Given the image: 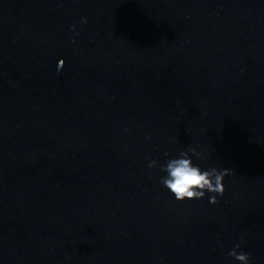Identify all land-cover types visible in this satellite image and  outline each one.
Here are the masks:
<instances>
[{
  "label": "water",
  "instance_id": "water-1",
  "mask_svg": "<svg viewBox=\"0 0 264 264\" xmlns=\"http://www.w3.org/2000/svg\"><path fill=\"white\" fill-rule=\"evenodd\" d=\"M189 145L235 172L215 205L159 183ZM241 237L264 264V0H0V264H239Z\"/></svg>",
  "mask_w": 264,
  "mask_h": 264
},
{
  "label": "clouds",
  "instance_id": "clouds-1",
  "mask_svg": "<svg viewBox=\"0 0 264 264\" xmlns=\"http://www.w3.org/2000/svg\"><path fill=\"white\" fill-rule=\"evenodd\" d=\"M82 23H87V19L83 18ZM72 31L75 35H79L72 26ZM64 61L61 60L58 65V71L63 66ZM175 142V138H173ZM193 157L201 161H207L209 155L203 151H198L196 147L189 145L187 150H181L177 156L169 158L159 170L166 175L159 179V183L163 185L175 197L176 201L183 202L186 200L203 199L206 194L209 203L217 204L218 197H222L226 191L224 179L226 176L233 175V169H219L217 167H209L202 169L199 164L193 162ZM157 160H150L148 167L155 169ZM244 243V238H240L238 242L229 252L228 256L238 261L239 264H251V255L242 250L241 245Z\"/></svg>",
  "mask_w": 264,
  "mask_h": 264
}]
</instances>
